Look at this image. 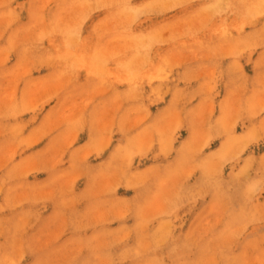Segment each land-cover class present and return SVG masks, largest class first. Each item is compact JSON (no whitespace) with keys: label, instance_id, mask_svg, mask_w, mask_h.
Segmentation results:
<instances>
[{"label":"rangeland","instance_id":"obj_1","mask_svg":"<svg viewBox=\"0 0 264 264\" xmlns=\"http://www.w3.org/2000/svg\"><path fill=\"white\" fill-rule=\"evenodd\" d=\"M0 264H264V0H0Z\"/></svg>","mask_w":264,"mask_h":264}]
</instances>
